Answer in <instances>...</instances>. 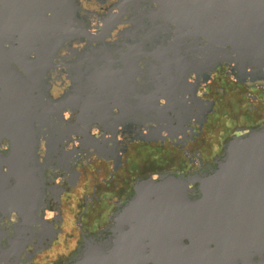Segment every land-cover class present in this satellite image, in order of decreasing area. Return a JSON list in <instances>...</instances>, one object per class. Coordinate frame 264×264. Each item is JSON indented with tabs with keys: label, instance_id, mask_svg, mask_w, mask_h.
Instances as JSON below:
<instances>
[{
	"label": "water",
	"instance_id": "water-1",
	"mask_svg": "<svg viewBox=\"0 0 264 264\" xmlns=\"http://www.w3.org/2000/svg\"><path fill=\"white\" fill-rule=\"evenodd\" d=\"M135 2L126 34L152 42L153 84L170 105L157 98L158 113L176 106L173 94L193 73L222 62L264 76V0ZM25 3L0 0V264H20L39 226L51 228L54 184L38 151L53 113L46 76L55 56L77 38L104 41L119 22L91 27L75 0ZM64 264H264V124L233 135L203 171L139 180Z\"/></svg>",
	"mask_w": 264,
	"mask_h": 264
},
{
	"label": "flooded vegetation",
	"instance_id": "flooded-vegetation-1",
	"mask_svg": "<svg viewBox=\"0 0 264 264\" xmlns=\"http://www.w3.org/2000/svg\"><path fill=\"white\" fill-rule=\"evenodd\" d=\"M21 1L26 7L34 3ZM75 3L77 17L91 27L108 24L110 17L119 22L104 41L66 43L47 73L54 105L39 133L38 155L54 184L51 228L39 226L41 237L20 264H63L86 236L108 226L139 180L203 171L233 135L264 124V76L226 62L193 73L191 84L173 94L176 106L158 113L153 101L159 98L162 106L168 101L167 92L153 84L152 42L126 34L133 26L135 0ZM16 219L5 221L9 229Z\"/></svg>",
	"mask_w": 264,
	"mask_h": 264
},
{
	"label": "trees",
	"instance_id": "trees-1",
	"mask_svg": "<svg viewBox=\"0 0 264 264\" xmlns=\"http://www.w3.org/2000/svg\"><path fill=\"white\" fill-rule=\"evenodd\" d=\"M65 262H66V261H65ZM65 262H64V263H65ZM64 263H63V264H64Z\"/></svg>",
	"mask_w": 264,
	"mask_h": 264
}]
</instances>
